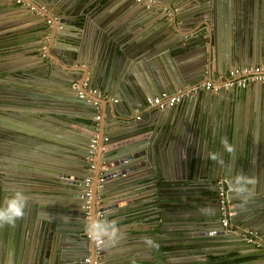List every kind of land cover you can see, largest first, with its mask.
<instances>
[{
    "label": "water",
    "instance_id": "95a60500",
    "mask_svg": "<svg viewBox=\"0 0 264 264\" xmlns=\"http://www.w3.org/2000/svg\"><path fill=\"white\" fill-rule=\"evenodd\" d=\"M11 1L16 3L15 0ZM34 1L29 0V2L35 3ZM93 1L66 0L62 3L58 0H47L51 8H58L59 14L54 13L55 16H61L62 27L58 29H63L66 21H70L71 25L76 24L74 29L75 31L78 29L79 32L75 35L74 45L62 40L65 35L56 32L58 30L54 24L52 25L54 28L52 38L47 44L46 56H41L40 62L25 68H19L7 62L0 64V207L4 206L7 199L17 190L28 197L29 205L25 210V217L17 221L15 226L0 228V264H111L102 258V254L96 258L95 245L90 241L88 235H84L87 221L97 211L106 215V211L111 207L110 205L96 207L98 195L106 194L103 188L109 185V180H114L117 189H123L116 194L115 198L118 199L116 205L127 206L122 201H125L124 199L128 196L134 197L133 191L127 190V188H130L131 184L137 183V177L153 174L152 177L157 181L159 179L174 181L171 179L174 170V174H177L178 171L176 182L180 185L179 188L193 184L190 186L193 192L184 202H176L173 209H165L174 204L166 202L167 199L156 193L155 196L153 194V201L158 205V216L171 213V218H175L178 225H193L195 227L192 228L195 231L201 226L218 225V229H215V233L212 231V234L225 233L224 235L230 238L241 239V233L227 232L220 226L222 218L220 192L221 187L226 190L227 185H230V181L237 173L243 172L249 177H254L257 183L254 186H249L252 191L251 195L237 196L231 190L226 192L224 190L226 205L234 211L229 222L242 228H254L264 236V191L255 193L260 188L264 190V161L261 162L262 166L254 164V154H252L254 134L251 131L245 134L247 150L242 153L241 162L236 160L234 154L227 153V157L224 158L219 152L223 164L212 161L207 158L209 148L201 151L205 155L202 158L203 154L197 155L195 151L193 153L192 150L195 146L190 142L191 132L195 131V136H198L199 126H203L202 128L206 127L207 133L210 135L207 141L211 145L212 138L209 131L211 130L209 124L211 107L222 105V109H225L231 96L234 100L235 88L212 93L201 89L199 84L207 81L212 82L217 74L227 72L229 67H226L222 62L224 52L221 44L222 36L224 34L229 36V32L236 29L238 38H242L244 34L239 26L244 21L250 22V28L253 25V28L258 29L255 23L259 19L256 17L254 20V13H263L264 8L262 10L260 6L262 1L158 0L163 3L160 4L156 0V5L150 8L137 3L141 6L139 10H146L139 14L143 18L133 16L122 21L109 20L106 16L103 18V15L97 11L87 13L91 9V7H87ZM36 2L38 1L36 0ZM183 3H186L185 7L178 9ZM2 5L4 8L7 7V5ZM131 5L133 4L129 5V9L134 11V7ZM161 5L166 6L168 12L162 11ZM83 7L84 9H82ZM26 9L28 8L26 7ZM7 11L9 10H4V12ZM80 11L81 14H79ZM151 11H155L156 14H153L154 16L147 14ZM44 16L49 17L46 13ZM70 16L75 18L70 20ZM151 20L153 21L150 23ZM4 28L6 26L0 29ZM55 37L58 38L56 41L61 39L62 43L66 45L65 48H62L66 55L64 64L58 62L54 57L55 49L52 42L54 43ZM39 52L41 53L40 49ZM233 54H236L237 57L235 64L241 60H243L242 63H245L246 59L252 57L251 54L247 56L246 53L242 57L238 54L237 49H234ZM37 57L40 58V56ZM147 57L155 58L162 71L157 74L153 69V83L145 87L134 77H137V72H140L135 68H138ZM168 57L177 60L174 69L167 66ZM46 59H49L50 62H45ZM161 64L163 65L161 66ZM30 66L32 67L28 68ZM232 66H235L234 63ZM86 80L89 81V85L97 87L102 95H108L113 99L119 98L117 101H112L92 97V100L99 102L102 110L112 109L117 119L121 115L126 126L131 127L124 132L113 131V141L120 142V145L107 152H100L98 149L104 135V128L101 127V115L99 120L94 119L96 105L92 102L87 103L85 99L78 97L77 89L74 88L75 83L79 88H82V83ZM157 93L183 94V101L189 105L186 115L183 117L184 124L175 125L173 123V126H170L171 132L168 131V125L162 129L166 138L169 135L175 143L182 138L181 142L186 144V146L178 145V149L173 150L174 143L171 148L175 157H177V153L185 152V158L180 160V169L177 164H171L168 157H165L163 149L167 144L158 143V139H154L153 136L154 131L158 130L157 121L160 116L155 114V111L148 113L153 107L146 104V97L155 96ZM138 99H143L142 105ZM118 105H121L123 110H120ZM201 108H203L202 112ZM74 109H80L83 112V115L78 117L83 122L76 123V125L98 134L95 154L89 152L88 145L91 135L82 134L79 131L78 142L72 143L65 136L59 137L57 134L58 137L56 135L50 137L44 132L46 129L41 122L47 119L53 123H57V121L70 122L67 121L72 118L69 112ZM168 109L171 114L173 111H178V106ZM135 110L138 113H135ZM24 112L41 119L39 124H33L37 126L34 127L33 133L32 131L27 132L26 125L30 122L28 123V119L26 120L27 115ZM223 112L218 115L219 118L222 117ZM85 114H90V117H86ZM148 114L155 118V122L152 124L143 122ZM3 116L12 118L13 122L6 121ZM86 120L90 122L87 123ZM193 124L195 125L193 126ZM11 127L14 130H10ZM150 131L153 133L149 134ZM224 132L225 136L231 137L229 131L224 130ZM16 133H19V136H15ZM28 135L34 141L32 146L28 144L31 147L23 144L22 139H27ZM16 138H19L20 142H17ZM46 140L55 145L70 143L74 145L75 149H80L77 155L81 160L76 163L73 160L74 165L66 164V169L77 173L66 175L55 167L49 169L56 171L57 176H51L48 182L50 184L55 182L66 188L63 199L65 204L47 203L42 198L33 195L34 191L31 193L26 191L25 188L31 187L26 178H19L20 182L13 179V174L17 173L16 165L25 169H41L38 164L42 165V162L39 160L47 157L53 160L56 158L58 155L56 146L46 147L43 143ZM154 152L162 154L155 156ZM41 154H50L51 156L46 157ZM89 158H94L93 170L89 169L92 164ZM202 159L204 164H202ZM59 162L62 161L59 160ZM63 164L65 165V162ZM100 166L106 168L104 171L105 181L103 187L98 189L96 187L98 175L95 170ZM202 166L206 167L204 174H201ZM89 175L93 177L91 209L89 215L86 216V210L83 207L85 199L83 180ZM66 176L67 179H60V177ZM124 177L125 180H123ZM14 178H18V176ZM31 179L40 181L37 177ZM220 179L225 181L218 184L217 181ZM175 187L178 188V186ZM180 205H187V207ZM162 220L166 222L165 218ZM155 237L152 230H146L143 234H135L127 243L123 244L128 246L129 251L114 264H254L257 254H260L258 257L264 260V253L259 249L247 250L249 244L233 247L231 251H236V254L220 256L212 253L215 249L200 250V247L196 248V245L204 244L201 242L191 243L192 245L186 248L188 253L186 254L189 257L184 261L170 260L166 251L160 253V244L154 241ZM149 240L151 244L147 242ZM2 244L6 248L3 256H1ZM242 249L246 251H240ZM201 255L205 256L204 259H199Z\"/></svg>",
    "mask_w": 264,
    "mask_h": 264
},
{
    "label": "crops",
    "instance_id": "0c3cea01",
    "mask_svg": "<svg viewBox=\"0 0 264 264\" xmlns=\"http://www.w3.org/2000/svg\"><path fill=\"white\" fill-rule=\"evenodd\" d=\"M36 0L34 1L35 4L39 5L41 7V15H37L35 13H32L29 9H26V6L13 3L11 0H0V28L6 26L4 29H0V64H3L4 62L11 63L12 65L16 67H26L29 65H33L35 63L40 62L41 59V53L39 52L40 47L42 46V42L44 40L45 36L49 37V40L52 38V32L54 30L53 26L49 27V25L46 23V19L48 17H45L44 14L46 13L49 16H55L54 13H58V8L54 9L51 8L50 3L47 2V0ZM59 2H65L66 0H58ZM154 2L156 0H153ZM233 1V0H231ZM235 1V0H234ZM260 6L263 10L264 8V0H260ZM158 3L163 4L162 2ZM186 2V1H185ZM188 3V2H186ZM186 3H183L181 7L178 9L184 8ZM7 5L6 8L3 7V5ZM134 7V11L129 9V5ZM159 4V5H160ZM90 11L87 13H90L91 11L99 12L109 20H119L122 21L123 19L132 18L133 16L137 17L141 12H146L145 9L139 10L141 6L137 4L135 0H94L93 3L88 6L87 8H90ZM236 8L235 6H233ZM8 9L9 11L4 12V10ZM84 9V7L82 8ZM86 9V8H85ZM177 9V8H175ZM82 12L80 11L79 14ZM59 14V13H58ZM138 14V15H137ZM147 14H150L151 16H154L153 14H156L155 11H151ZM145 14V15H147ZM63 16V15H62ZM59 17V16H58ZM61 17V16H60ZM64 17V16H63ZM258 17L259 20H257L255 23L256 26H258V29L250 28V22L244 21L239 28L243 32L242 38H238V35L236 33V29L231 30L228 34L229 36H225V34L222 36L221 44L223 45V63H225L226 67H229V69L235 68L239 65L243 64H261L264 63V10L262 12H258V14L254 13V20ZM74 16H70V20L74 19ZM139 18V17H138ZM143 18V17H142ZM153 20L150 21V23ZM72 23L64 22V28H61L57 24L56 32H58L60 35L61 33L64 34V38L62 39L68 44L74 45V40L76 38L77 32L79 30L77 29L75 31L74 25H71ZM52 30V31H51ZM225 33V32H224ZM228 33V32H227ZM58 39L57 37L54 38V43L52 42V46L55 49L54 57L59 62H62L64 64V59L66 55H64V51L62 48H65L66 46L64 43H62L61 39L56 41ZM48 40V41H49ZM48 41L46 45L48 44ZM69 46V45H68ZM234 49L238 50V54L242 57L246 53L247 56L251 54V58L246 59L245 63H242L243 60L240 62H237L235 64V59H237L236 54H233ZM233 54V55H232ZM259 55V56H258ZM37 56H40L38 58ZM255 57V59H254ZM247 58V57H246ZM39 60V61H38ZM231 60V62H230ZM50 62L49 59H46L45 62ZM249 61V62H248ZM177 60L174 58L168 57L167 59V66L169 68L174 69L175 63ZM231 63V64H230ZM232 63H234L235 66H232ZM5 64V63H4ZM163 64H161L162 66ZM231 65V66H230ZM64 66V65H63ZM32 66L28 67L31 68ZM140 70V72H137V77L135 76L134 79L138 80L142 86H149L150 83H153V69L156 70L157 74L161 73V68L155 58H144L142 64L138 68H135V70ZM227 70V71H228ZM221 75L217 74L216 78ZM215 78V79H216ZM89 82L88 80H86ZM152 81V82H151ZM95 87V86H94ZM97 88V87H96ZM235 98L233 100V96H231L228 99V105L225 109H222V105L219 107L212 106L210 113H211V121L209 122L211 130V145H209L207 138L209 133H207L206 127L202 128L203 126H199L198 130V136H195V131L191 132V141L192 145L195 146V148L192 150L196 152L197 155L203 154L202 158H204V152L201 153V151H204L206 148L210 149L209 153H221L222 156L225 158L227 157V151H225L223 145L221 144V138L227 137L225 136V131H229L231 137H227L229 140V143H232L234 147V156H236V160L241 162L242 153L247 150L246 142H245V134L248 132H252L254 134V145L252 146V154H254V164L257 163L258 166H262L261 162L264 161V84L260 83H254L252 86H248L245 89H237L235 88ZM160 93H157L155 95H158ZM131 97V96H130ZM116 99H119L116 97ZM139 100V99H138ZM139 103L143 104V99L139 100ZM110 106L111 103H110ZM120 110H123L121 105H118ZM145 106V105H144ZM178 106V111H173L170 114V111L168 108L166 109H150L149 112L155 111V114H159V119L157 121V128L158 130L154 131V139H158V143L163 142V144H167L166 148L163 149L165 153V157H168V160L171 161V164H177L178 168L181 167L180 160H183L185 158V152L183 153H177V157L174 156V151L171 150L173 144L175 141L171 139L168 135V137H165V132L163 133L162 129L165 128V125H168V131L171 132L172 128L170 126H173V123L175 125H182L185 123L184 116L186 115V111L188 108V104L185 101H181ZM208 107V106H207ZM146 108V107H145ZM149 108V107H148ZM146 108V109H148ZM175 110V109H174ZM203 111V108L200 110ZM224 111V112H223ZM96 114L101 115V121L102 125L101 127L104 128V136L108 137V142L105 143V150H102V145L104 144L102 141L100 142V152H107L113 148H115L117 145H120V142L113 141L112 133L114 130H119L120 132L126 131V129H130V126H126L124 120L121 118L122 116H119V119H117L112 112V109L109 111L102 110L101 106L95 110ZM223 112L222 117L219 118L218 115ZM25 113V112H24ZM83 112L80 109H74L69 112V115L72 116V118H69L70 122L61 123L57 121V123H53V121L47 119L41 122V119H37L36 117H33L30 115V113H25L26 120L28 121V133L34 130L33 124L41 122L43 124L44 129H46L45 134H48V136H65V138L72 143H77L79 137V131L82 134L91 135L93 134V131L86 130L85 128H81L79 125L80 122H83L81 119H78L80 115ZM135 113L136 112L135 110ZM204 114V113H203ZM86 117H90V114H85ZM4 119L8 122H13L12 118H9L8 116H3ZM76 117V118H75ZM75 118V122L73 119ZM95 118V117H94ZM49 120V121H48ZM87 121V120H86ZM90 121H87L89 123ZM143 122H150L149 124H152L155 122V118L153 115L148 114L146 115V118ZM195 122V121H194ZM117 124V125H115ZM195 124H193L194 126ZM152 126V125H151ZM170 127V128H169ZM15 129L17 127H14ZM190 128V127H189ZM193 128V127H192ZM195 129V127H194ZM10 130H14L13 127L10 128ZM149 134L153 132H148ZM232 133V134H231ZM58 134V135H57ZM15 136H19V133H16ZM171 136V134H170ZM194 136V137H193ZM27 139H22L23 144L27 147H31L34 144L33 138L29 135L26 136ZM181 139L179 141H176L174 144L173 150L178 149V145L186 146L185 143L181 142ZM18 140L17 142H20L19 138H16ZM173 140V141H172ZM183 141H186V139H183ZM46 147L47 146H54V143L48 142L47 140L43 142ZM31 146H29V145ZM56 149L58 150V155L53 160L50 157V154H41L42 156H46L47 158L39 160L42 162L41 164H38L41 166V169H28V168H22L16 165L17 173L13 174V179L16 182H20L19 178H26L28 184H31V187L25 188L26 191L31 193V191H34L33 195L37 196L38 198H42L47 203H66L63 202L64 199V191H66V188L64 185H59L55 182H48L49 178L51 176H57V172L52 169L55 167L59 171L66 173V175L70 173H77L73 172L71 170L66 169V164H72L74 165L78 160H81V158L77 155L79 150L78 148L75 149L73 144L63 145V144H56ZM207 151V150H206ZM160 153V151H159ZM157 152H154V155L161 156ZM201 153V154H200ZM184 157V158H183ZM58 158V159H57ZM62 161L61 163L59 162ZM75 160V163L72 161ZM236 161V162H237ZM65 162V165L63 164ZM176 162V163H175ZM154 164V161L152 162ZM103 164V162H102ZM202 164H204V160L202 159ZM175 166V165H174ZM231 166H233L231 164ZM49 167V168H46ZM51 167V168H50ZM64 167V168H63ZM234 167V166H233ZM233 167L232 170H233ZM44 168V169H43ZM173 168V165H172ZM177 168V169H178ZM48 169V170H46ZM201 174H204V169H206L205 166H202ZM97 175H99L101 171V166L97 167V170H95ZM35 172V173H32ZM175 173V170H174ZM172 173V180L174 181H166L163 179H159L157 181L155 178L152 177L153 174L148 175L144 174L143 176L137 177L136 180L137 183L131 184L130 188H127V190H132L134 197L131 198V196H128V198H125V201H122L127 204V206H118L116 205L118 202L115 197L116 194L119 193L120 189L118 190L114 180H109L106 187L103 188V191L106 193L104 195H98L99 197L96 198L97 202L95 203L96 207H106L111 206L107 211L106 215L103 214V217H100L101 219L107 218L109 220H116L118 221V226L121 229V232L123 233V239L114 247H108L102 249V258L106 260L107 263L114 264L118 260L122 259L125 254L129 251L128 246H124V243H127L129 239L133 238L135 234H143L146 230H152L153 233H155V239L154 241L158 242L159 245V251L161 252H167L168 257H170V260H176V261H184V259H187L189 256L186 252V248L190 247L195 242H201L204 243L203 245L198 244L195 247L199 248L200 250H207V249H215L213 250L214 255H224V256H230L233 254H236L235 252H232V248L236 245H244L247 244L244 242V240L239 239L237 237H228L227 235H224L225 233H216L212 234V231L215 229H218V225H210L207 227H200L196 231L192 227H195L193 225H178L177 221H175V218H171V213L169 215H159L158 216V205L153 201L152 195L154 196L157 194L158 196L164 197L166 202L174 205H169L165 209H173L175 207L176 202H184V200L188 199L193 192V189L190 188L193 184L185 185L183 188H179L180 185L178 182H176V175L177 174ZM71 175V174H70ZM15 176H18V178H14ZM37 177L40 179V181H32L31 178ZM67 179L66 177H60V179ZM98 178V176H97ZM18 179V180H15ZM114 179V178H113ZM168 179V178H167ZM223 179V178H222ZM222 179H220L222 181ZM125 180V177L123 178ZM219 181V180H218ZM217 183L219 184L220 182ZM15 182V183H16ZM127 182V180H126ZM55 183V184H54ZM12 184V183H11ZM26 183V185H28ZM121 184V183H120ZM125 184V182H124ZM175 186H178L176 188ZM229 186V185H227ZM96 187H97V179H96ZM103 187V186H102ZM101 187V188H102ZM100 189V188H98ZM126 190V191H127ZM230 190V188H229ZM68 191V190H67ZM155 191V192H154ZM264 191L260 188L259 191L255 192L258 194L259 192ZM136 192V193H135ZM103 193V192H102ZM156 193V194H155ZM30 195V194H29ZM28 195V196H29ZM157 196V198H159ZM135 200V202H133ZM179 200V201H178ZM181 207H187V205H180ZM98 212L94 216H98ZM162 218H165L166 222L162 220ZM165 223V224H162ZM193 230H192V229ZM226 230V229H225ZM216 231V230H215ZM227 232H231L229 230H226ZM84 235H87V232L85 230ZM192 243V244H191ZM249 246V245H247ZM252 245L249 246L247 250H251L256 247H252ZM95 248V246H94ZM193 248V247H192ZM6 248L5 245L2 244L1 249V256H3ZM193 250V249H192ZM262 253H264L263 248H259ZM191 251V250H190ZM240 251H246L245 249H242ZM187 253V254H186ZM211 255V254H210ZM206 256V254H205ZM203 255L199 256V259H204ZM260 254H257V257H255L254 264H264V260L261 259Z\"/></svg>",
    "mask_w": 264,
    "mask_h": 264
},
{
    "label": "built area",
    "instance_id": "2783aa9c",
    "mask_svg": "<svg viewBox=\"0 0 264 264\" xmlns=\"http://www.w3.org/2000/svg\"><path fill=\"white\" fill-rule=\"evenodd\" d=\"M17 4H21L26 6L32 13H35L37 15H41V7L37 6V4L33 2H29V0H15ZM137 3L142 4L146 8H150L153 5H156V3L153 0H135ZM160 7L162 11H167L168 9L166 6L161 5ZM46 23L51 27L54 24H57L61 27L62 23L60 22V17L58 16H49L46 19ZM49 40L48 36L44 37V40L42 42V46L40 47L41 55L46 56V48H47V41ZM254 83H264V63L261 64H247V65H240L235 68L229 69L225 74L219 75L216 79H214L212 82H202L199 84V87L203 90H208L212 93H220L225 90H229L232 88L237 89H245L248 86L254 84ZM74 88L77 89V95L78 97L85 99L87 103H93L96 105V109L100 107V103L97 101H93L92 97H98L103 99H108L112 101H117V99H113L108 95H102L98 88L89 85L87 81L82 83V88L78 87V84H74ZM183 100V94H166L161 93L159 95L155 96H148L146 97V104L149 107L157 108V109H165L170 108L173 106L178 105ZM95 120H99L100 115L96 114L94 116ZM98 134L93 133L90 139V143L88 145L89 152L92 154H95L96 151V145H97V139ZM101 141L104 143L102 145V150H105L106 146L105 143L108 142L107 136H102ZM89 160L92 162L89 169H94V158H89ZM105 167H101L100 174L97 178V188H101L103 186V182L105 181L104 178V171ZM92 176H86L83 180V187H84V193H85V199H84V209L86 210L85 214L86 216L89 215L90 209H91V187H92ZM219 184H222L223 181L219 180ZM226 192V191H225ZM225 192L221 191L220 195L222 197L221 199V210H222V218L220 221V226L223 227L226 230H229L234 233H241L242 237L241 239L244 240L245 243L252 245L253 247H256L257 249H264V236L259 233L254 228H248L244 227L242 228L239 225L232 224L229 222V218L234 215V211L232 209H229L230 206L226 205V199H225ZM98 203V202H97ZM98 216L103 217V213L98 212ZM216 231L213 230V233ZM102 254V249L97 248L95 246V256L98 258ZM86 261H89V259H86Z\"/></svg>",
    "mask_w": 264,
    "mask_h": 264
},
{
    "label": "clouds",
    "instance_id": "9594fccd",
    "mask_svg": "<svg viewBox=\"0 0 264 264\" xmlns=\"http://www.w3.org/2000/svg\"><path fill=\"white\" fill-rule=\"evenodd\" d=\"M221 144L225 151L229 154H234V146L229 143L227 137L221 138ZM207 158L223 164L218 153L210 152ZM256 183L257 181L254 177H249L240 172L232 178L229 187L237 196L251 195L252 191L249 186H254ZM28 206V197L23 192L17 190L7 199L4 206L0 207V228L15 226L17 221L25 217V210ZM86 232L90 241L100 249L114 247L123 239V233L118 226V221L107 218L101 219L99 216H93L87 221ZM147 242L151 244L150 240Z\"/></svg>",
    "mask_w": 264,
    "mask_h": 264
},
{
    "label": "flooded vegetation",
    "instance_id": "af4514ba",
    "mask_svg": "<svg viewBox=\"0 0 264 264\" xmlns=\"http://www.w3.org/2000/svg\"><path fill=\"white\" fill-rule=\"evenodd\" d=\"M222 181H225V180H222ZM229 188H230V187H229V186H227V187H226V190H225V189H223V188L221 187V191H222V190H223V191H224V190H225V191H228V190H229Z\"/></svg>",
    "mask_w": 264,
    "mask_h": 264
}]
</instances>
